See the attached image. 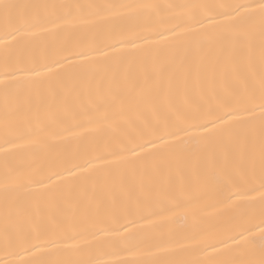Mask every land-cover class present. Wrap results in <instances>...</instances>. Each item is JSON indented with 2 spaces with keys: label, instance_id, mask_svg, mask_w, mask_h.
I'll list each match as a JSON object with an SVG mask.
<instances>
[{
  "label": "snow or ice",
  "instance_id": "1",
  "mask_svg": "<svg viewBox=\"0 0 264 264\" xmlns=\"http://www.w3.org/2000/svg\"><path fill=\"white\" fill-rule=\"evenodd\" d=\"M0 264H264V0H0Z\"/></svg>",
  "mask_w": 264,
  "mask_h": 264
},
{
  "label": "bare ground",
  "instance_id": "2",
  "mask_svg": "<svg viewBox=\"0 0 264 264\" xmlns=\"http://www.w3.org/2000/svg\"><path fill=\"white\" fill-rule=\"evenodd\" d=\"M80 2H88V0H80ZM208 211H212L211 209H209ZM193 212H199V209L198 208H194V209H191L190 211H189V221H191V219H192V213ZM105 259H112V257H105Z\"/></svg>",
  "mask_w": 264,
  "mask_h": 264
}]
</instances>
